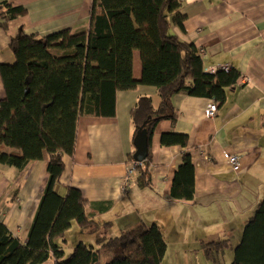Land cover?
<instances>
[{"label": "trees", "instance_id": "trees-1", "mask_svg": "<svg viewBox=\"0 0 264 264\" xmlns=\"http://www.w3.org/2000/svg\"><path fill=\"white\" fill-rule=\"evenodd\" d=\"M182 7L180 0H92L88 29L46 37L21 32L11 40L15 62L0 65L5 90L0 101V165L22 172L31 162L47 160L49 180L25 243L0 220V264H163L168 245L156 224L141 223L117 237H104L96 219L112 203L89 202L72 186L59 193L56 185L65 171L64 158L75 157L79 120L115 117L118 92L147 86L160 99L157 104L142 96L131 111L134 139L145 130L149 154L142 163L134 161L135 152L129 156L135 168L129 182L150 189L153 133L160 121L175 124L179 116L172 97L185 93L213 99L217 106L226 102L227 91L237 86L241 74L235 68L207 73L201 51L170 33L171 23L185 31ZM26 14L24 6L0 3L5 31ZM135 53L141 63L139 79L133 73ZM161 145L186 148L188 136L172 131L162 135ZM171 198H195V168L188 152L176 170ZM74 223L82 241L68 253L65 236ZM86 231L96 235L94 243H85ZM228 247V239L201 244L212 262ZM232 264H264V197L244 226Z\"/></svg>", "mask_w": 264, "mask_h": 264}, {"label": "crops", "instance_id": "crops-1", "mask_svg": "<svg viewBox=\"0 0 264 264\" xmlns=\"http://www.w3.org/2000/svg\"><path fill=\"white\" fill-rule=\"evenodd\" d=\"M180 1L185 31L171 23L170 33L201 51L207 73L212 67L239 70L237 86L227 91L226 102L217 106L213 119L205 117L213 99L185 93L172 97L178 119L175 124L160 121L151 139L152 189L128 182L126 169L132 165L129 156L136 152L131 111L142 96L158 104V93L147 86L118 92L115 117L79 120L75 157L64 158L65 171L56 190L64 193L72 186L89 202H111L96 219L106 235L133 230L141 223L156 224L167 241L166 256L173 234L175 252L187 257L201 253L203 242L228 239L232 247L238 244L264 197V0ZM3 2L24 6L27 14L11 21L7 31L0 19V65L15 62L10 44L21 32L46 37L89 28L92 0ZM133 73L140 78L138 53ZM4 98L0 75V101ZM172 131L188 136L186 148L161 145L162 135ZM226 151L240 158L238 173L224 158ZM186 152L195 168V198L178 202L171 198V187ZM48 180L47 160L31 162L22 172L0 165V220L23 243ZM77 231L73 226L68 233Z\"/></svg>", "mask_w": 264, "mask_h": 264}, {"label": "rangeland", "instance_id": "rangeland-1", "mask_svg": "<svg viewBox=\"0 0 264 264\" xmlns=\"http://www.w3.org/2000/svg\"><path fill=\"white\" fill-rule=\"evenodd\" d=\"M74 226H76L77 228V233H75L74 235H71L70 233H67L65 238H67L69 240V243L66 246V251L67 252H71L73 249V246L76 244V242L78 241H82L81 239V235L79 233V227L76 223H74ZM105 230L101 229V235L104 237H117L119 235L122 234V232H118L116 230H113V234L112 236H108L105 234ZM96 235H94L93 233L86 231V234H84L83 239L85 241V243L87 244H91L94 243ZM169 237V236H168ZM242 239V237H241ZM180 238L178 237V242L179 244H181L180 242ZM241 241V240H240ZM240 241L238 242V244L240 243ZM61 244H63V242L60 240L59 241ZM169 251L168 254L166 256V258H164L163 264H232L233 263V259H234V250L235 248L238 246V244L234 245L233 247H228V249L226 250L225 253H223V255H221V257H219L218 261L216 262H212L209 261L205 258V255L203 253V250L201 251V253H198V255H193V253H191L190 256L185 257V255L183 256L182 254H179L175 252L176 247L178 246L176 238L173 237V234H170V240H169ZM182 248V246H180Z\"/></svg>", "mask_w": 264, "mask_h": 264}, {"label": "built area", "instance_id": "built-area-1", "mask_svg": "<svg viewBox=\"0 0 264 264\" xmlns=\"http://www.w3.org/2000/svg\"><path fill=\"white\" fill-rule=\"evenodd\" d=\"M219 69H222L224 71H229L230 67L224 66ZM217 70H218L217 68L212 67L208 69V72L213 73V72H217ZM217 111H218L217 104L212 102L205 110V117L207 119H213L215 118ZM223 156L231 164L233 171L238 173L241 169L240 158L234 154H230L227 151L223 153ZM134 172H135L134 163H132V165L128 166V168L126 169V180H128V182Z\"/></svg>", "mask_w": 264, "mask_h": 264}, {"label": "water", "instance_id": "water-1", "mask_svg": "<svg viewBox=\"0 0 264 264\" xmlns=\"http://www.w3.org/2000/svg\"><path fill=\"white\" fill-rule=\"evenodd\" d=\"M167 19L169 20V16L166 13ZM134 146L136 148V152L134 154V161L136 163H142L146 161L149 154L148 147V137L145 130L140 129L134 139Z\"/></svg>", "mask_w": 264, "mask_h": 264}]
</instances>
